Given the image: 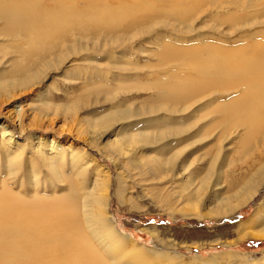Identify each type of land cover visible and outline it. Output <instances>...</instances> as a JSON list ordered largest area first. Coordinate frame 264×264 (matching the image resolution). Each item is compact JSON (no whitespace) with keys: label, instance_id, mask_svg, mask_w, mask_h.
Returning a JSON list of instances; mask_svg holds the SVG:
<instances>
[{"label":"bare ground","instance_id":"1","mask_svg":"<svg viewBox=\"0 0 264 264\" xmlns=\"http://www.w3.org/2000/svg\"><path fill=\"white\" fill-rule=\"evenodd\" d=\"M48 1L53 5L41 4L40 0H0L1 51L5 56H10L11 62L10 71L0 72V103L12 102L18 121H21L24 112L22 103L16 100L13 94L17 89L38 85L46 73L61 70L73 60L91 62L92 59H79L83 53L96 51L99 47L113 48L119 41L124 45L132 44L136 34H150L157 27L194 30L198 15L210 6L214 8L210 16L208 15L210 20L222 10L230 8L235 12H227V17L220 13L221 22L230 20L233 30L242 29V32L246 31L244 29L254 31L260 27L262 31L256 30V33H252L254 35L250 34V40L256 37L264 40V28L261 29L264 27V0H122L120 4H114L113 0H82L83 6L77 4L80 0ZM245 36L243 35L244 39ZM165 41L167 40L161 42ZM252 41L238 46L239 50L207 43L201 44V47L162 45L161 68L168 72L167 79L160 82L155 80L142 88L152 95L149 102L140 104L131 103L118 95L121 91L122 94L128 95L127 93L131 92L126 90L132 86L115 88L103 77H98V74V78L93 77L98 82H92L91 88L85 96L82 95L83 98L79 99L76 106L83 102L85 104L87 100L97 103L101 95L105 99L104 102L109 101L111 106L86 118V128L81 133L88 136L93 143L98 137L110 133L111 138L115 139L107 143L105 150L115 149L116 153L126 160L140 149L141 162H151L156 169L165 172L177 168L183 149L192 147L195 143L206 148L210 144V138L215 137L220 147L218 145V151L211 161H208L204 179L206 185L216 171L218 173V164L226 162L224 150L232 151L234 146L248 148V155H251L257 148L254 147L257 143L259 147L264 143V42ZM111 57L112 55H108L105 59L108 61ZM175 62L184 69L186 65H191V69L194 68L197 72L195 77L198 80L194 81V78L188 76L180 77L164 68ZM111 65L108 61L107 66ZM160 74L164 75L163 72ZM151 76L157 77L155 73ZM117 79L115 77L113 83L117 82ZM127 81L124 79V83ZM131 81L132 79L129 80ZM242 87V94L233 97L232 93ZM219 90H223L230 97L228 101L218 105H214L217 104L215 102L214 106L210 107L198 106L202 100H206L205 97L218 93H209L200 99H195L196 94L201 91ZM45 94L42 91L39 97ZM41 105L46 110L54 106L49 102ZM54 107V116H57L59 111L65 115L67 111L77 110L75 107ZM11 112L7 111L5 115L11 118ZM191 113L198 115L181 126L177 119ZM165 116L171 117L172 122L164 121ZM157 117H162L158 121L161 124L153 126ZM199 122L203 123L197 128ZM194 129L196 131L193 139L188 141L185 147L182 146L183 149L175 147L182 135L192 133ZM34 137L36 135L32 134L31 138ZM35 140V152L47 172L40 178L41 170L31 165L28 182L31 181L34 188L33 195L27 197L28 194L22 191V179L20 183L17 181V189L25 195L23 197L12 192L8 183H5L7 180L2 182L0 264H119L126 256L124 248L127 244L123 243L121 236L116 235L117 232L107 218L110 176L103 175L105 178L102 182L91 180L92 186L88 188L87 181L91 174H88L90 162L86 153L79 156L71 148L70 154L66 155V151L64 152L55 139L37 136ZM0 141L6 148L4 159L8 166V178L16 181L17 172L21 170L16 165L17 158L22 153L19 150L12 152L9 146L17 145L15 147L19 149L22 145L16 142L7 126L2 129ZM205 153L208 157L209 152ZM148 158L151 160L148 161ZM262 160L263 153L257 161L261 164L258 167L257 163L251 166L252 170L240 180L237 190L230 189L229 193L233 192L230 196L218 200V209H223L224 215H233L258 194L264 184ZM186 162L187 158L184 160L185 165ZM64 166L78 172L74 181L80 182L71 184V178H67L66 184L70 192L59 196L56 194L57 185L54 182L49 183L47 178L51 180L52 174L61 179ZM97 170L102 172L101 169ZM49 188L52 191L51 197H47ZM40 189L44 193L43 196L39 195ZM255 218L256 216L254 220L249 221L250 225L254 223ZM263 233L264 230L259 234L264 235ZM138 252L141 254V251Z\"/></svg>","mask_w":264,"mask_h":264},{"label":"rangeland","instance_id":"2","mask_svg":"<svg viewBox=\"0 0 264 264\" xmlns=\"http://www.w3.org/2000/svg\"><path fill=\"white\" fill-rule=\"evenodd\" d=\"M113 1L114 4L122 3V0ZM40 3L51 4L48 0H40ZM77 4L83 6L84 2L80 0ZM210 7L203 10L201 15H198L194 30L185 31L179 27V29L167 27L171 30L166 29V27H157L150 34H136L132 44L124 45L119 41L113 48L109 46L105 49L99 47L96 51L83 53L79 59H92V61L73 60L61 70H51L46 73L38 85L17 89L13 94L16 96V100L22 103L21 107L24 114L21 121L17 119L12 102L7 104L1 102L0 140L3 127L7 126L9 131L13 133L16 142L20 146H24L17 149L15 147L17 145H7L12 152H18L19 150L22 153L17 158L16 165L21 170L17 172L15 181L13 178H8V166H6L7 162L4 159L6 158V148L0 144V192L3 190L2 182L7 180L5 183H8L13 193L21 197L25 196L19 193V189H17L19 186L17 181L19 180L18 183H20L22 179V191L28 194L27 197L32 196L34 188L31 186V181L28 182L31 165L41 170L40 178L47 172L35 152L37 146V140L35 139L37 136L45 139L50 138V140L55 139L64 152L66 151V155L70 154L71 148L79 156L87 154V159L90 162L88 163V174H91L87 181L88 188L92 186L91 180L102 182L105 178L103 175L110 176L107 218L117 232L116 235L121 236L123 243L127 244L124 248L126 249L124 250L126 256L119 261V264H264V235L259 234L260 231L264 230V184L254 199L233 215H224L222 212L224 210H219L217 205L218 200L233 193H229L230 189V191L237 190L240 180L252 170L254 163H257V167L261 164L257 161L261 153L264 157V143L259 147L257 141L254 142L251 147L257 143L254 146L257 148L254 149L251 155H248L250 151L248 148L241 149L234 146L235 149L232 151L224 150V158L227 162L224 163L226 165L219 163L217 166L218 173L216 171L214 177L205 185L204 179L207 166L220 147V143L214 139L215 137L210 138V144L206 148L201 147L199 143H195L192 147H187L184 150L183 148L189 143L188 141L193 139L196 130L194 129L192 133L182 135L175 145L178 148L184 146L180 154L181 160L177 168L165 172L162 169H156L151 162H146V160L141 162L139 156L142 155V151L140 149L136 150L126 160L122 159L115 149L105 150L107 143L115 139V137L111 138L110 133L98 137L95 143L88 136L81 133L86 128L84 124L86 118L93 113H101L111 106L109 101L104 102L103 95L98 97L97 103L87 100L85 104L83 102L81 105L76 106L80 101L79 99L83 98V94L85 96L92 84L98 82L93 78L97 77L98 74V77H103L115 88L124 89L132 86L129 90H126L131 92L127 93L128 95L122 94L123 91L118 95L122 99L130 100L131 103L140 104L145 101L149 102L148 100L152 95L151 92L142 88L149 86L155 80L160 82L167 79L166 73L168 74V72L161 68L163 63V60L161 62L160 59L163 50L162 45L177 46L178 44L183 47H189L190 45V47H201V44L205 45L207 43L230 50H239L240 47L238 46L249 44L252 40L264 42L262 39H256L257 37L250 40V34L254 35L252 33H256V30L262 31L259 29L260 27H257L258 29L256 28L254 31L244 29L246 31L242 32V29L233 30L230 20L221 22L222 19L219 20L220 13L227 17V12H235L230 8H224L225 10H222L219 15L210 20L208 15L214 9ZM263 28L261 27V29ZM174 30L175 32H173ZM243 35H246L248 39L246 36L244 39ZM165 39L167 41L161 42ZM1 46L2 43H0V72H7L11 70V65H9L11 63L9 62L10 56H5L2 53ZM108 55H112L108 59L113 65H111L112 67L107 66L108 61L105 58ZM170 64L164 68L177 73L180 77L188 76L194 78V81L198 80L195 77L197 72L194 71V68L191 69V65L188 64L189 67H186L188 66L186 65L185 69L187 68V70H185L182 65L176 62ZM159 72H163L164 75ZM153 73L157 77L151 76ZM115 77L118 78L117 82H120L113 83ZM124 79L128 80L127 83H124ZM131 79L133 82H129ZM242 89L243 87L236 90L235 93H232V96L241 95L244 90ZM42 91L46 94L40 98L39 95ZM209 93L218 94L205 97L206 100H202L198 106L210 107L215 102L217 104L214 105H218L230 98L223 90H219V92L201 91L196 94L195 99H200ZM198 95L201 96L198 97ZM45 102L60 107V109L75 107L77 110L67 111L65 115L62 111H59L57 116H54L55 107L50 105L51 108L46 110L41 105ZM10 110L12 111V117L8 118L5 112ZM196 115L198 113H191L189 116L183 115L177 120L183 126L189 120H193L191 118ZM161 118L157 117L156 122H153L152 125L161 124L158 122ZM163 120L172 122V118L169 116L168 118L165 116ZM202 123L199 122L197 128ZM32 134L36 137L31 138ZM197 136L199 137V134ZM215 140L216 143H214ZM205 151L209 152L208 157ZM210 153L212 154L210 155ZM156 154L158 156V152ZM185 158H187L186 165L184 163ZM150 160L148 158V161ZM262 161L264 163V160ZM96 168L101 169L102 172H99ZM50 175L51 180L47 178V181L49 183L54 182L57 185L56 194L59 196L70 192L69 186L66 184L67 178H71V184L80 182V180L78 183L74 181L78 172L72 171L66 166L62 169L61 179L52 174ZM51 193V188H49L47 197H51ZM39 195H44L41 189ZM255 216L254 223L250 225L249 221L254 220ZM138 251H141V254Z\"/></svg>","mask_w":264,"mask_h":264}]
</instances>
